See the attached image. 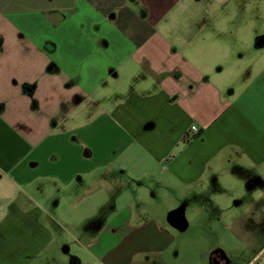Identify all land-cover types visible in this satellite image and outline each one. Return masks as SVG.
I'll use <instances>...</instances> for the list:
<instances>
[{
  "label": "crops",
  "instance_id": "1",
  "mask_svg": "<svg viewBox=\"0 0 264 264\" xmlns=\"http://www.w3.org/2000/svg\"><path fill=\"white\" fill-rule=\"evenodd\" d=\"M147 1L0 0V53L10 60L23 53L33 64L31 77L13 80L12 97L0 93V183L15 188L0 197V228L35 243L47 237L57 224L53 190L65 197L86 174L121 183L101 202L106 213L132 207L122 201L130 180L152 197L157 184L171 191L164 176L179 160L171 152L190 144L191 133L197 140L232 114L256 119L236 90L225 94L213 71L189 58L190 39L182 48L166 36L165 17L182 0ZM255 81L264 94V71ZM238 131L236 150L247 159L226 164L260 168L264 146L250 151ZM184 204L165 216L172 227L169 213L183 206L185 216Z\"/></svg>",
  "mask_w": 264,
  "mask_h": 264
},
{
  "label": "rangeland",
  "instance_id": "2",
  "mask_svg": "<svg viewBox=\"0 0 264 264\" xmlns=\"http://www.w3.org/2000/svg\"><path fill=\"white\" fill-rule=\"evenodd\" d=\"M157 1L147 2L154 7ZM165 19L163 30L169 40L186 48L190 39L189 58L208 72L213 71L212 77L225 94L236 90L256 119L232 114L197 140L191 133L190 144L182 143L171 152L179 156L164 176L165 181L172 178V190L157 184L152 197L149 188H140L130 180L122 201L133 200L131 208L113 213L100 210L101 202L108 201L121 183L97 182L93 174H86L82 182L70 186L65 197L56 188L47 201L57 223L50 225L52 231L35 243L14 229L1 227L0 264H209L205 254L210 248L237 250L242 246L233 232L242 230L228 227L235 219L243 224L250 222L256 228L250 233L260 235L258 246L245 254L250 257L242 264L253 258L250 264H264V163L253 169L242 165V160L241 170H237L240 166L236 162L226 164L237 157L247 159L244 151L236 150V130L245 134L241 139L250 151L264 146L258 134H264V94L259 93L260 83L255 81L264 71V45H257L258 40H264V0H182L181 4L174 3ZM15 57L10 60L0 53V93L9 98L15 92V78L22 81L33 75L30 59L23 53ZM195 178H199L196 183ZM250 178L256 186L251 190ZM13 190L12 185L0 183V197ZM139 196L149 202L142 204ZM3 200L0 198V202ZM183 203H187L185 216L191 226L178 231L165 216ZM247 205L252 211L245 210ZM98 212L103 213L106 222L101 226L86 224ZM4 216L0 213V220ZM127 219L129 225L125 224Z\"/></svg>",
  "mask_w": 264,
  "mask_h": 264
},
{
  "label": "flooded vegetation",
  "instance_id": "3",
  "mask_svg": "<svg viewBox=\"0 0 264 264\" xmlns=\"http://www.w3.org/2000/svg\"><path fill=\"white\" fill-rule=\"evenodd\" d=\"M251 181L252 180L250 178L248 180L249 190H251L250 188L254 187V184L251 183ZM257 181L259 182L260 178H257ZM254 188H256V186ZM249 190L247 189L246 193L248 195H251ZM184 206H185V215H186L187 203L186 205L184 204ZM247 206L248 208H245V210L252 211L251 205H247ZM205 208L208 209L209 207L205 206ZM104 218L105 216H103V214L96 215L94 217L89 218L86 224L101 226L103 225ZM174 225H175L174 226L175 229H177L178 231H182L190 227L191 223H189L188 221H182V222L175 221ZM226 227L227 226H224V228ZM228 227H230V229L242 230L241 233L239 231H233L236 239L241 242L242 246L238 248L237 250L227 249V248L226 250L224 247H218V246H214L210 248L209 250L206 251L207 254H205L207 260L209 261L208 262L209 264H242L243 262L245 263V259L250 257V256L245 257V254L251 253L256 248V246H258L259 239L257 238V236H260V235H256V233L253 235L250 233L251 230H256L255 226L252 227V224L250 222L243 224L240 221H237L235 219L233 223ZM253 259L250 262H249L250 259L247 260L248 264H250L253 261Z\"/></svg>",
  "mask_w": 264,
  "mask_h": 264
},
{
  "label": "water",
  "instance_id": "4",
  "mask_svg": "<svg viewBox=\"0 0 264 264\" xmlns=\"http://www.w3.org/2000/svg\"><path fill=\"white\" fill-rule=\"evenodd\" d=\"M169 217V220L171 222H173V224L175 223V221H186L187 219H185V216H184V207L181 206V207H178L176 209H174L173 211H171L168 215ZM185 219V220H184Z\"/></svg>",
  "mask_w": 264,
  "mask_h": 264
},
{
  "label": "built area",
  "instance_id": "5",
  "mask_svg": "<svg viewBox=\"0 0 264 264\" xmlns=\"http://www.w3.org/2000/svg\"><path fill=\"white\" fill-rule=\"evenodd\" d=\"M191 131H193L194 133L198 131V126L197 125H192L191 126Z\"/></svg>",
  "mask_w": 264,
  "mask_h": 264
}]
</instances>
